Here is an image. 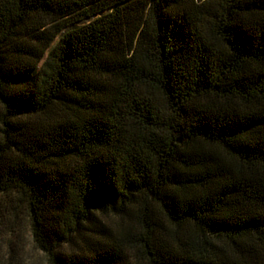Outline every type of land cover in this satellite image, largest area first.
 <instances>
[{
  "label": "trees",
  "instance_id": "1",
  "mask_svg": "<svg viewBox=\"0 0 264 264\" xmlns=\"http://www.w3.org/2000/svg\"><path fill=\"white\" fill-rule=\"evenodd\" d=\"M48 264H264V0H0V219Z\"/></svg>",
  "mask_w": 264,
  "mask_h": 264
},
{
  "label": "rangeland",
  "instance_id": "2",
  "mask_svg": "<svg viewBox=\"0 0 264 264\" xmlns=\"http://www.w3.org/2000/svg\"><path fill=\"white\" fill-rule=\"evenodd\" d=\"M0 264H48L47 257L35 245L25 209L0 219Z\"/></svg>",
  "mask_w": 264,
  "mask_h": 264
}]
</instances>
